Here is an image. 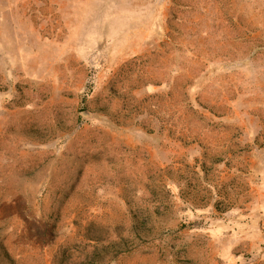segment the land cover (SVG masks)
<instances>
[{
  "label": "rangeland",
  "instance_id": "obj_1",
  "mask_svg": "<svg viewBox=\"0 0 264 264\" xmlns=\"http://www.w3.org/2000/svg\"><path fill=\"white\" fill-rule=\"evenodd\" d=\"M103 262L264 264V0H0V264Z\"/></svg>",
  "mask_w": 264,
  "mask_h": 264
},
{
  "label": "trees",
  "instance_id": "obj_2",
  "mask_svg": "<svg viewBox=\"0 0 264 264\" xmlns=\"http://www.w3.org/2000/svg\"><path fill=\"white\" fill-rule=\"evenodd\" d=\"M90 222L91 225L95 223L93 221ZM98 225L101 224L98 223ZM130 239H131V233H129L128 236L124 234H117L116 238H111L109 234V230L107 229L105 235L91 236L87 238V241L89 243V248H91L89 250L88 256L89 257L97 256L98 252L100 251L103 252V250H108L110 248H123L122 245L127 244V242ZM103 264L105 263L103 262Z\"/></svg>",
  "mask_w": 264,
  "mask_h": 264
}]
</instances>
